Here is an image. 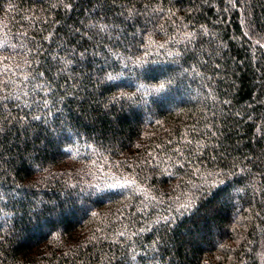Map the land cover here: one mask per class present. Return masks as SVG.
Instances as JSON below:
<instances>
[{"label": "trees", "instance_id": "1", "mask_svg": "<svg viewBox=\"0 0 264 264\" xmlns=\"http://www.w3.org/2000/svg\"><path fill=\"white\" fill-rule=\"evenodd\" d=\"M0 264H264V0H0Z\"/></svg>", "mask_w": 264, "mask_h": 264}, {"label": "rangeland", "instance_id": "2", "mask_svg": "<svg viewBox=\"0 0 264 264\" xmlns=\"http://www.w3.org/2000/svg\"><path fill=\"white\" fill-rule=\"evenodd\" d=\"M190 82V81H189ZM189 96H187V94L183 91V89L181 90V96L178 98L179 101L183 100V99H187Z\"/></svg>", "mask_w": 264, "mask_h": 264}]
</instances>
